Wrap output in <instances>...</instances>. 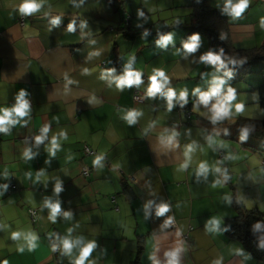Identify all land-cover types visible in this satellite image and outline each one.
<instances>
[{
    "label": "crops",
    "instance_id": "obj_1",
    "mask_svg": "<svg viewBox=\"0 0 264 264\" xmlns=\"http://www.w3.org/2000/svg\"><path fill=\"white\" fill-rule=\"evenodd\" d=\"M169 1H173L170 9L185 12L169 22L183 26L164 24L163 29L169 30L163 36L172 35L164 46L157 43L161 31L140 28L144 21L136 23L140 16L132 12L131 0H117V6L110 0H35L40 8L24 26L19 24L24 0H0V107L15 106L21 89L30 105L29 114L9 133H0V264L5 260L8 264H73L78 249L74 247L69 255L60 243L69 229L73 241L83 237L85 243L96 242L91 264H131L141 248L142 264H167L166 253L177 248L179 264L217 260L264 264L224 231L225 221L236 216L234 182L237 192L255 187L251 203L241 200L247 209L260 210L264 202L263 156L224 138L226 129L221 126L236 120L235 104L243 103L244 110L259 106L256 87L252 82L232 85L213 65L202 61L209 53L203 36L197 50L187 52L191 1ZM206 2L228 14L236 48L252 49L264 43V1L250 0L239 17L226 10V0ZM57 16L60 23L53 24ZM125 27L138 33L133 41L124 38L120 30ZM129 62L133 71L148 80L118 89L115 80L125 74ZM159 70L168 77L164 91L171 88L177 94L171 111L165 96L147 95L149 78ZM217 79L225 81L221 95L232 88L236 99L231 102L232 116L213 123L211 108L217 98L205 106L198 103L199 93H194L197 88L209 91ZM182 91L191 105V121L181 110ZM136 92L144 103L135 102ZM133 110L142 115L130 125L123 117ZM45 126L49 127L46 138L37 144L35 138L45 135ZM53 137L58 145L54 155ZM86 148L95 154L86 155ZM28 150L30 159L24 157ZM98 156L100 165L94 166ZM242 162L247 178L239 185L236 170L233 176L230 173ZM201 163L208 168L206 174H198ZM84 168L91 169L88 178L83 176ZM13 180L17 189L9 192L5 186ZM57 183L62 187L59 193ZM45 201L60 203L56 223L49 220L51 210ZM162 204L169 211L158 216L157 207ZM32 209L38 210L35 222ZM64 212L71 217L65 218ZM170 218L175 228L166 225ZM214 219L218 227L209 230ZM16 232L21 233L19 239L12 238ZM27 234L37 237L35 247L24 239ZM52 239L62 254L53 251Z\"/></svg>",
    "mask_w": 264,
    "mask_h": 264
},
{
    "label": "clouds",
    "instance_id": "obj_2",
    "mask_svg": "<svg viewBox=\"0 0 264 264\" xmlns=\"http://www.w3.org/2000/svg\"><path fill=\"white\" fill-rule=\"evenodd\" d=\"M250 0H226V10L232 13L234 16L239 17L249 6ZM40 8V4L36 3L35 0H24V3L20 6V11L24 15H31L32 13L38 11ZM141 16L144 15L143 12L139 13ZM60 17H54L52 19L53 24H59L60 23ZM261 27L264 28V18L261 19ZM69 30L72 31L73 26L69 25ZM147 35V32H145V36ZM170 41H172V35H165L162 36L161 39L157 42L160 45L166 46ZM199 41L200 36L199 34H194L190 37L189 41L184 43V48L187 50V52H195L197 48L199 47ZM201 60L209 63V64H221L223 65V60L221 59L220 55L214 54L212 52L207 53L206 55H203L201 57ZM87 71V70H85ZM150 86L148 88L147 95L148 96H156V94L160 93L163 96L167 98L168 102V110L171 111L174 107L173 101L177 99V94L174 89L169 88L167 91H164L165 85L168 83V77L166 76L165 72L162 70L156 71L155 74H153L150 78ZM116 86L118 89H123L124 87L131 88L134 84L139 85L142 83V74L139 71H133L131 68V62L126 66V72L123 76L118 77L115 80ZM225 83L223 79H217L213 81V85L210 88L209 91L206 92H200V90L197 88L195 90V93H199V101L198 103H202L203 105L207 106L210 101L213 98L216 99V103L211 108V120L213 123H216L218 121L224 120L225 118H229L232 116L231 111V102L236 99L235 90L232 88H229L227 90L226 95H221L222 92V86ZM25 92L23 89L20 90V93L17 97L18 103L13 106L11 109L9 108H3L0 107V133H9L11 126L17 124L20 122V120L29 114L30 105L27 101L24 100ZM180 101H183L182 106L186 105L188 107L189 104H186L187 101V92L182 91L179 94ZM235 113L241 114L244 111V104L243 103H237L235 104ZM190 111V108H188ZM183 111V110H182ZM184 112V111H183ZM191 112V111H190ZM185 113V112H184ZM139 115H142V113H139L135 110L129 111L126 116L123 118L127 121L128 124H134L137 121V117ZM191 121V120H190ZM49 131V127L45 126L42 129V132L45 135L37 136L36 143L40 144L44 141L46 138V134ZM64 135L63 133H61ZM176 133H173L172 136L168 137V143L171 144L175 138ZM248 136V129L243 128L241 129V140H245ZM58 147L56 138L53 137L51 141V150H53L54 155V149ZM191 150V147L189 146V151ZM24 157L30 159L31 153L30 150L24 152ZM102 157H97L93 161L94 166H99L101 162ZM183 167H187V164L183 165ZM208 171L207 166L204 163H201L199 166L198 174H206ZM217 172L220 171L219 168L216 169ZM39 178V177H37ZM227 174L225 171V179H227ZM215 186V185H214ZM7 187V186H5ZM55 191L59 193L62 191V187L60 183H57ZM45 207L49 208L51 211L49 213V220L52 223L57 222V216L61 213V206L60 203H51L50 201H45ZM169 211V207L166 204L159 205L157 207V215L163 216L165 213ZM65 218H70L71 213L70 212H64L63 213ZM172 220L171 218L166 221V225L171 224ZM218 227V221L215 219L209 222V230H215V228ZM264 226L257 224L256 228L260 229ZM72 229L68 230V237H65L60 240V243L63 246L64 253L71 255L73 248L78 249V255L74 257L73 264H91V261H89V257L91 256L94 249L97 247V244L95 241H89L87 243L84 242V238L80 237L77 238L75 241L71 240L69 237L71 236ZM51 235V234H50ZM21 236V233L16 232L12 234L13 239H19ZM24 239H26L29 243L30 247H35L33 244V241L37 239V237L33 234H27L24 236ZM59 239V237H58ZM262 243H264V240H262ZM22 250V249H21ZM53 251H55V247L53 248ZM180 252V249L177 248L175 251H171L166 253V255L169 257L167 264H179L178 260V254ZM3 264H8V261H3ZM213 264H220V261H214Z\"/></svg>",
    "mask_w": 264,
    "mask_h": 264
},
{
    "label": "trees",
    "instance_id": "obj_3",
    "mask_svg": "<svg viewBox=\"0 0 264 264\" xmlns=\"http://www.w3.org/2000/svg\"><path fill=\"white\" fill-rule=\"evenodd\" d=\"M192 9V22L187 27L185 39L189 40L194 34L203 36L209 43V52L220 55L223 65H213L223 78L234 85L244 82L254 73V67L264 63V43L252 49H238L234 46L231 25L228 14L219 9L213 8L206 0H190ZM110 3L117 6V0H110ZM173 27L183 26L181 22H174ZM169 29H164L161 37ZM124 38L133 41L138 33H132L131 29L120 30ZM258 102L264 111V81L256 88ZM183 102H181V105ZM191 108V105H188ZM226 129L224 138L240 142L245 147L252 149L255 153L264 152V120H257L245 117H238L232 124H221ZM248 129V136L241 140V129ZM262 149H260L259 147ZM1 155V153H0ZM231 184V182H230ZM232 205L237 215L225 221L224 231L229 239L241 243L246 250L258 261L264 263V227L257 229L256 225L264 226V213L258 208L247 209L243 203L236 199L235 188L232 185ZM141 248L131 264H142ZM62 254V252L57 255Z\"/></svg>",
    "mask_w": 264,
    "mask_h": 264
},
{
    "label": "rangeland",
    "instance_id": "obj_4",
    "mask_svg": "<svg viewBox=\"0 0 264 264\" xmlns=\"http://www.w3.org/2000/svg\"><path fill=\"white\" fill-rule=\"evenodd\" d=\"M131 2L132 3L129 4V6H130L132 12L134 14L140 16V18L138 19V21H136V23L144 21L141 24L140 28H146V29L150 30L149 27H152L151 30H152V32L154 31L155 33H159V31L164 32L163 26L165 23L169 24L171 17H175L177 15H183L184 14L183 12H185V9H177V8H175L173 10L170 9L172 7L173 1H169V0H131ZM140 12H143L144 15L141 16L139 14ZM145 16H148V17L144 18ZM167 19H168V21H167ZM179 19L182 20L183 22L187 23L185 21L186 18H179ZM148 23L150 24V26L148 25ZM172 25L173 24H169V26H167V27L171 28ZM248 78L250 79V81L245 80L244 84L252 82L253 85H255V87L257 88L264 81V63H260L257 66H255L254 67V73L251 76H249ZM236 117L237 118L238 117H250L251 119L264 120V111H261L260 107L258 105L256 107L251 106V107L246 108L241 114H236ZM223 133H225V132L223 131ZM257 147H259V146H257ZM259 148L262 149L261 147H259ZM259 154H260V156H263V159H264V152L259 153ZM255 158L257 160L262 159V157H255ZM242 164L237 165L234 169H232V172L230 173L233 176V174H234L233 172L236 170V174H234V175H236L235 179H236V181L239 182V185H242L243 182L245 181V179L247 178V175L245 176L243 173V171L245 169L244 163L242 162ZM248 165H249V163H248ZM261 166H263L262 163H261ZM260 169H262V168L260 167ZM253 173H255V171ZM233 184L235 187L236 186L235 182ZM231 188H232V186H231ZM241 193H243L244 198L241 197V195H242ZM235 194H236V199L239 202H241V200H242V201H246V203H251V201H253L256 197L255 187H254L253 191L250 190L249 192L248 191L243 192V190L241 188L240 190H238V192L235 191ZM263 195H264V192H263ZM250 205H251V207H253L254 204H250ZM249 207L250 206H248V209H253V208H249ZM263 209H264V202L262 203L261 208H260V211L262 213H264ZM236 215H237V213H236ZM135 258H134V260H135Z\"/></svg>",
    "mask_w": 264,
    "mask_h": 264
},
{
    "label": "built area",
    "instance_id": "obj_5",
    "mask_svg": "<svg viewBox=\"0 0 264 264\" xmlns=\"http://www.w3.org/2000/svg\"><path fill=\"white\" fill-rule=\"evenodd\" d=\"M262 1H264V0H262ZM19 15H20V17H19V24L21 26H24L25 23H26V21L30 18V15H24V14L21 13V11H20ZM103 66H106V63H104ZM147 80H148V78L144 74H142V83H140L139 85L146 83ZM139 85H135L134 84L133 87H137ZM134 100H135L136 103H144L145 102L143 96L140 93H138V92L135 93ZM182 110L185 112V116H186L187 120L190 121L191 120V117H192V114L188 110V107L186 105H183L182 106ZM31 140L32 139L27 140V141L31 142ZM85 153H86V155H94L95 154V152L92 151L89 148H86L85 149ZM221 158L223 159L224 156L221 155ZM90 174H91V169L90 168H84L83 169V176L85 178H88L90 176ZM7 188L9 189V192L15 191L17 189L16 184H15V181L13 180L12 182H10L7 185ZM37 214H38V210H33V209L30 210V215L32 217L33 222H35V217H36ZM168 220L169 219H167V221ZM169 226L172 227V228H175L176 227L173 220H172L171 224H169ZM191 231H192V229H191ZM51 243L53 244V247H55V252L57 254L62 251L61 246L58 243H56V241L54 239L51 240Z\"/></svg>",
    "mask_w": 264,
    "mask_h": 264
}]
</instances>
